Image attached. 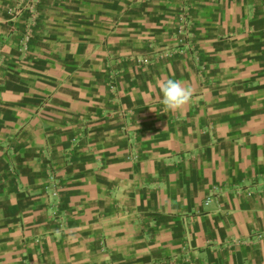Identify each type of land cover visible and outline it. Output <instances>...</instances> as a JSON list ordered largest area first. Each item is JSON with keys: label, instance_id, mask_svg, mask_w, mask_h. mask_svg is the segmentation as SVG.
<instances>
[{"label": "crops", "instance_id": "0c3cea01", "mask_svg": "<svg viewBox=\"0 0 264 264\" xmlns=\"http://www.w3.org/2000/svg\"><path fill=\"white\" fill-rule=\"evenodd\" d=\"M15 2L0 264H264V0H44L25 46Z\"/></svg>", "mask_w": 264, "mask_h": 264}, {"label": "built area", "instance_id": "2783aa9c", "mask_svg": "<svg viewBox=\"0 0 264 264\" xmlns=\"http://www.w3.org/2000/svg\"><path fill=\"white\" fill-rule=\"evenodd\" d=\"M44 4V0H16L15 5L10 9V13H12L13 18H17V17H21L24 14H26L28 16V19L25 22V26H26V34L24 35L23 38V43L24 46L27 45V42L29 40H31L32 35H33V26L36 25V21L39 17V14L42 10ZM189 19H190V14L188 13L186 7H184L182 9V12L180 14V33L181 34H185L187 36V28L189 25ZM139 62H143V63H149V59L145 58ZM108 86L110 88V91H115L116 89V85L112 82L108 83ZM2 89V82H1V78H0V92ZM81 136H79V140H80ZM76 138V140H78ZM75 140V139H74ZM50 181L52 183V185L55 186V189L53 191V195L57 196L58 195V189L56 187V182L53 180V177H50ZM219 190V188L214 187L212 193H210V195L208 196V200L207 202L211 201L213 199V197L216 195V192Z\"/></svg>", "mask_w": 264, "mask_h": 264}, {"label": "clouds", "instance_id": "9594fccd", "mask_svg": "<svg viewBox=\"0 0 264 264\" xmlns=\"http://www.w3.org/2000/svg\"><path fill=\"white\" fill-rule=\"evenodd\" d=\"M162 93V104L169 111H175L187 104L192 96L190 88L184 86L180 81L167 79L159 83Z\"/></svg>", "mask_w": 264, "mask_h": 264}]
</instances>
